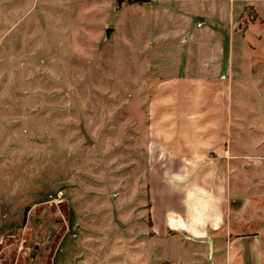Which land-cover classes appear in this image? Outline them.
I'll use <instances>...</instances> for the list:
<instances>
[{
	"label": "rangeland",
	"instance_id": "rangeland-1",
	"mask_svg": "<svg viewBox=\"0 0 264 264\" xmlns=\"http://www.w3.org/2000/svg\"><path fill=\"white\" fill-rule=\"evenodd\" d=\"M227 11L0 0V264H227L222 240L151 230L146 176L150 97L186 64L225 53L209 29L224 34ZM246 39L234 57H264ZM263 133L239 147L232 197L248 208L231 222L264 250Z\"/></svg>",
	"mask_w": 264,
	"mask_h": 264
},
{
	"label": "crops",
	"instance_id": "crops-1",
	"mask_svg": "<svg viewBox=\"0 0 264 264\" xmlns=\"http://www.w3.org/2000/svg\"><path fill=\"white\" fill-rule=\"evenodd\" d=\"M167 1H215L228 7L220 18L230 21L225 35L208 27L223 55L186 64L180 75L163 79L150 97L146 176L151 230L213 246L222 240L227 264H264L262 235L236 233L237 224L231 222L248 208L232 197V171L243 157L239 147L258 145L249 137L260 136L264 125L257 107L264 113V57L236 59L234 51L245 50L247 36L253 53L264 50V0Z\"/></svg>",
	"mask_w": 264,
	"mask_h": 264
},
{
	"label": "trees",
	"instance_id": "trees-1",
	"mask_svg": "<svg viewBox=\"0 0 264 264\" xmlns=\"http://www.w3.org/2000/svg\"><path fill=\"white\" fill-rule=\"evenodd\" d=\"M128 4H134V3H142V2H144L143 0H128V1H126Z\"/></svg>",
	"mask_w": 264,
	"mask_h": 264
},
{
	"label": "water",
	"instance_id": "water-1",
	"mask_svg": "<svg viewBox=\"0 0 264 264\" xmlns=\"http://www.w3.org/2000/svg\"><path fill=\"white\" fill-rule=\"evenodd\" d=\"M87 141L90 143V139L87 137Z\"/></svg>",
	"mask_w": 264,
	"mask_h": 264
},
{
	"label": "bare ground",
	"instance_id": "bare-ground-1",
	"mask_svg": "<svg viewBox=\"0 0 264 264\" xmlns=\"http://www.w3.org/2000/svg\"><path fill=\"white\" fill-rule=\"evenodd\" d=\"M175 222V221H174Z\"/></svg>",
	"mask_w": 264,
	"mask_h": 264
}]
</instances>
